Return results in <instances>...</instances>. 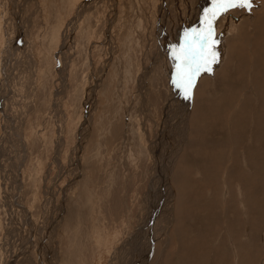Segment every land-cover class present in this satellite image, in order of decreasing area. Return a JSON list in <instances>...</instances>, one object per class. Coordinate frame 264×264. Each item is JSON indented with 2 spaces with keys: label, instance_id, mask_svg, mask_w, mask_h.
Listing matches in <instances>:
<instances>
[{
  "label": "rangeland",
  "instance_id": "1",
  "mask_svg": "<svg viewBox=\"0 0 264 264\" xmlns=\"http://www.w3.org/2000/svg\"><path fill=\"white\" fill-rule=\"evenodd\" d=\"M85 1L35 0L36 4L29 2L24 7L13 1L14 7L9 0L8 9L0 7L1 88L4 79L1 57L8 51L7 38H17L12 42L17 54L24 39L22 35L29 36L27 54L33 58L31 77L34 78L29 87L38 89L39 95L42 90H50L47 87L51 85L54 70L61 69L64 63L67 66V93L58 96L66 116L64 128H60L64 147L58 155L59 168L53 165L56 119L46 118L44 108L42 111L37 103L35 110L40 113L34 110L37 115L32 118L33 112H25L24 128H19L26 144V155L19 166L24 187L21 200L32 213V222L37 221V225L41 222L39 190H52L57 208L60 200L67 201L61 206L60 222L54 220L58 226L55 224L50 229L54 233L49 243L60 258L55 264H110L114 256L116 260L121 257L122 264L137 261L140 264H263L264 22L248 18L241 9L230 10L217 19V62L211 72H203L196 78L189 99V121L186 118L184 125L177 124L182 111L177 98L174 99L179 98L176 92L171 105L175 112L168 117L166 123L170 128H166L161 109L170 100L173 72L168 48L171 49V42L179 44L184 29L199 26L209 0H203L202 4L200 0L191 3L187 0L182 4L180 11L185 16L182 14L179 19V33L172 23L177 19L173 15L178 9L169 14V26L160 27L156 22L157 15L164 19L159 12V0H117L119 14L114 19L111 10L103 6L104 2L99 4V0L89 16L81 18L79 6ZM165 3L171 4L167 0ZM259 5L261 9L252 18L264 13V0ZM231 16L237 20L230 19ZM150 28H156V37L164 34L167 48L163 56L159 54L161 58L156 65L148 62L151 84L141 94L136 80L139 65L144 67L143 54ZM105 33L114 37L113 52L104 40ZM63 35H68L64 41ZM58 45L62 54L59 62L51 56ZM63 58L66 60L62 61ZM90 67L101 76L94 92L93 109L89 92L94 84L87 77L91 75ZM9 83L4 91L7 97L23 91V97L30 96L29 87L19 88L20 83ZM56 88L55 85L53 92ZM42 118L46 119L44 125L39 124ZM87 121L88 128L83 130ZM163 128L167 129L164 135ZM82 131L87 132L83 141L78 136ZM6 133L0 116V142ZM12 135L9 129L4 140ZM154 139L158 144L163 142V147L157 144L159 150ZM180 144V158L176 155L173 161L170 159V187L159 177L160 169L154 158L156 152L162 153L167 147L175 149ZM4 187L0 181V264L6 261L1 245L10 225L2 198L8 186ZM50 215L55 217L52 212ZM14 227L15 231H10L16 236L18 225ZM163 229L162 235L154 237L155 231ZM147 235H151L150 241ZM20 238L17 235L16 240L19 242ZM132 240L136 244L130 250L127 241ZM33 241L26 248L27 256L39 262L34 254L42 249V244ZM25 247V243L19 244L20 250Z\"/></svg>",
  "mask_w": 264,
  "mask_h": 264
},
{
  "label": "bare ground",
  "instance_id": "2",
  "mask_svg": "<svg viewBox=\"0 0 264 264\" xmlns=\"http://www.w3.org/2000/svg\"><path fill=\"white\" fill-rule=\"evenodd\" d=\"M13 1H15L16 3H19V4L21 3L20 5H22L23 7L26 4H28L29 2L30 3H33V2L35 3V0H10L11 5L12 6L14 5V7H15V2H13ZM90 1L91 0H87V2L85 1V3H81V5L79 6V9L81 10L80 11L81 12L80 13L81 18L84 17V16H87V15L89 16L90 12L95 9L96 4H98V3L99 4L100 3L102 4L103 2H104L103 3V6L104 7H108V9L111 10L110 11V14L113 16V19L115 17H118V14L119 13L117 12V8H116L117 5H118L117 4V0H102V1L99 0L98 3H97V0H92L91 3H90V5L86 8L87 4ZM159 1H160V10H161L159 12H162L160 14H161V16L164 17V19L160 18L157 15L156 22H159L160 27L169 26L170 22L167 20L169 14L172 13V11L174 9H178L177 10V13L175 15H173V17H177V19L174 22H172V23L174 25V27H173L174 30L175 31H178V33H179V21L181 20V18H182L181 15L183 14V11H180V9L182 8L183 5H185L187 3V0H167L168 1V4H169V2H171V4H169L168 6H166L167 5L165 3L166 0H159ZM191 1L192 0H190V3H191ZM259 1L260 0L254 1L255 7L252 8L249 13L243 12L242 14L245 15V16H247L250 19H254L255 21L258 20V22H260V21L264 22V13L261 14V17H260V15L258 13L257 14V17L252 18L253 13H255L260 8L259 7L260 6L259 5ZM200 2L202 4L203 3V0H200ZM8 4H9V0H7L6 3H5V0H3L1 2L2 10H3V6H5V8L8 9ZM73 4H74V2H73ZM30 5H32V4H30ZM30 8H31V6H30ZM70 9H71V7H70ZM169 9H172V10H170V12L168 13V10ZM12 10H14V12H15V9L12 8ZM16 10H17V8H16ZM19 10H20V8H19ZM9 12H12V11L10 10ZM14 12L12 14H14ZM25 12H27V11H25ZM7 15H8V13L6 14V18H4L6 20V22H4V23H6V24H7V20H8ZM15 15H16V13H15ZM21 15H22V13H21ZM254 15H256V14H254ZM28 16L30 17V15H28ZM24 17H25V15H24ZM229 17H230V15H229ZM185 19H187V18L185 17ZM230 19H232L234 21L237 20V18L235 19L234 16H231ZM103 20H105V19H103ZM103 20H101V21H103ZM19 22L20 21H18V24H19ZM8 23H10V22L8 21ZM13 23L15 24V22H13ZM13 23H11V24L13 25ZM21 23L22 24L24 23L23 17L21 18ZM75 23H76V20H75ZM6 24H4V28H6ZM31 24L32 23L29 24V27L31 26ZM15 26L16 25H14V27ZM25 27H27V26L25 25ZM189 27H191V24L187 28H189ZM254 27L255 26H253V28ZM18 28L19 27H17V29ZM66 28H67V26H66ZM256 28L258 29V26ZM23 30L25 31V29H23ZM156 31H157L156 28H150V31H149V34H148V37H147V48L145 50V53L143 54V56H144V58H143V66L144 67L141 68L140 65H139L140 74L137 76V80H136V83L137 84L136 85H137V87L139 89L138 92L141 93V94H144L145 91H147V89L149 88V85L151 84L152 73L150 71L148 62L151 63L152 65H156L157 62L159 61V59L161 58V56H163L165 54V51H166V48H167V43L163 40L164 34L162 35V37H159V35H157V37H156ZM184 31H185V29H184ZM261 31H262V29L260 28V32H259L260 35H261ZM7 32H8V30L6 31V34H7ZM255 33H256V30H255ZM182 34H183V31H182ZM14 35H16V34H13L12 36H14ZM20 35H21V32H20ZM66 36H68V35H63V41L65 40ZM9 37H10V35H9ZM22 37L24 39H22L20 37L22 39V44L21 45L19 44L20 50H19V52L17 54H15L14 51H13V49H12V47H15V46L12 45V42H14V40L17 39V38H14V39L7 38L8 44L6 45V48L8 49V51L7 52H4V55L1 57L2 58V65H1L2 66V69L1 70H2V73L4 75L3 76L4 79H3V86H2V88H1V84H0V90L2 89V91L0 93V95H1L0 96V98H1L0 99V114H1L0 116H1V123L3 124V130H4V128H6V130H7V133L5 134L4 139H5L6 135L8 134V130L9 129H11L12 132H13L12 137H10V138H8L6 140L2 139L1 142H0V181H1L2 186H3L4 189H5L4 186H6V188L8 186V191L5 192V193H3V196L4 197L2 196V198H3L4 206L6 207L7 212H8V215H9L8 217H9L10 225L8 226V232L7 233H8V235L9 234L11 235V236L8 237V235L6 233L7 238L5 236L4 243L1 245V247H3L4 256L6 258V261H5L4 264H50V263H48L50 261L55 264L56 262H59L60 261L59 260L60 258L59 257L57 258L55 256V252L53 250V248H55V247H53L49 243L50 240H53V235L52 234L54 233V232H51L50 229L52 228V226H54L55 224H57L58 222H60V218H61V215H62L61 214V212H62L61 206L65 203L66 199H65V201L60 200V207L57 208L54 205L55 204V194H54V192L52 190H48L47 188H44L42 191L39 190L38 191V195H39L38 201L39 200L40 201H39V205L38 206H40L39 207L40 208V213H39V210H38V213L41 216V218H39V220H41V222L38 221V222H40V223H38L39 225H37L35 223L37 221H34V223L32 222L33 221L32 220V213L30 212V210L25 209L26 207L23 205L22 200H21L22 193H23L22 192V189L24 187H23V184L21 182L22 179H21L20 173H19V166H20V164H22V161L24 160L25 155H26V144H25V141L23 139V136L21 138V136L19 135V128H24V122L26 121L25 118H27V115L25 114V112H28L29 114H30V112H33L37 108V103H38L39 107L42 109V111H43V108H44V110H45L44 112H46V116H47V117L45 116L46 118H50L51 121H53V119H56V125L55 126L57 127V142H56V146L53 148V156H54L53 165L55 164L59 168V164H58V157L59 156L58 155H59V153L61 152V150L64 147V142L61 140V134H63V132H62V130L60 128H64L63 126H64V123H65V120H66V116L62 112L61 105L59 104L60 103V98H58V96H62V94L65 93L67 91V88H68L67 85H66L67 84L66 83V80L67 79H65V74H66L65 73V67H67V66H66V63H64V66L61 69H56V70L53 69L54 70V77H53V80L50 82L51 85L49 87H47L50 90H47V89L46 90H42L41 95H39L40 93L37 91L38 89L35 91L34 90L35 89L34 86L32 87V89H30V87H29L30 84L33 83L32 81H34V78L31 77L32 76L31 74H33V73H31V68H33L32 67L33 58L30 55L27 54V52H28L27 51V46L29 47V44H30L29 36L27 37L26 35H22ZM54 39L55 38H53V41H54ZM104 40H105V42H108L107 43V46L110 47L111 50H112V52H113L115 50L113 48L114 46L112 45L113 44L114 37H112L111 35L105 33ZM15 41H17V40H15ZM172 43L173 42H171L170 45H173ZM64 46L66 47L65 42H64ZM57 47H58V49L55 50V51H53L54 54H51V56L53 55L52 57H57L58 59L56 61L59 62V60H60L59 58H60V56H62V54H60V52H59L60 45H58ZM168 50L171 51V49H169V48H168ZM13 54L16 55V56H13ZM29 57H30V59H29ZM65 60H64V58L62 59V61H65ZM263 65H264V62H263ZM89 72H90L91 75H88L87 76L88 77V80L90 81L91 84H92V82L94 84L93 87H92V89H91V91L89 92V97H90V101H91L92 109H93V106H94V103H95V99H96L94 92H96V90H97L96 84L98 82L100 83L101 76L99 75V71L96 72L94 70V68L93 69L91 68V70H89ZM37 75H38V73H37ZM47 75H49V74H47ZM50 76H52V75H50ZM7 82H10V83L11 82L12 83H14V82L15 83H20V84H18L19 88L29 87V90H31L32 92H31L30 96H28V97H23L22 96V93H24L23 90H22L23 91L22 93L21 92H17V94H15V96L11 94L10 97H7L8 95L4 92V91L7 90V87H6L7 86ZM55 85L58 86V88H56V91L54 89V92H53V87ZM195 89H197V85H195ZM176 92H177V94L179 93L178 90H176L173 87L172 83H171V85H170V100H169V102H167L166 104H164V106L161 109L162 114L165 116L164 117L165 119H164V123H163L164 126L163 127L168 126V128H170L169 124H167L166 122H167L168 117H172L171 114L173 113L174 110H173V107L171 105H173L172 104V99H173V96L176 94ZM12 97H13V99H12ZM176 98H177L178 105L181 106V111H182V114L179 113L180 114V117L182 116L181 117L182 118L181 124L179 123V121H180L181 118L178 119L179 121L177 122V124L184 125L186 123V118L188 120V117H189V114H190V110H189V106H190L189 99H185L180 93H179V98L178 97H175L174 99H176ZM28 99L31 100V101L28 102ZM37 99H38V101H36ZM180 99H181V103L182 104L180 103ZM85 106H86V104H85ZM35 111H37V110H35ZM37 112H39V111H37ZM35 113L36 112L31 113L30 116L32 115V118H34L33 116L36 117L37 114L34 115ZM174 116H173V118H174ZM45 120H46L45 118H42L41 121L39 119V122H40L39 124L44 125L45 124ZM171 120L173 121V119H171ZM168 122H170V121H168ZM37 125H38V123H37ZM83 128H84L83 130H86V128H88V121L87 122H84ZM166 128H163L164 131H163V134L162 135H164L167 132V129ZM84 132L82 131L78 135V136L81 135V137H80V140L81 141H83L85 139V135H86L87 132L86 133H84ZM34 135H36V134H34ZM34 140H37L38 141L39 139L36 138ZM155 140L156 139H154V142H155ZM157 141L158 140H156L155 146H156V149L159 150L157 148V146L159 144H161V147H163V144H162L163 142L158 144ZM166 143H170V142H166ZM39 144H40V142H38V148H40V145ZM182 144L175 146V149H173L174 147H172V148L171 147H167V148L164 149V151L162 153L160 151H158V152H156V155H155L156 157L154 158V161L156 162V164H158L159 169H160V171L158 172L159 177L162 179L163 182L167 181L168 182L167 184L170 187H172L170 185V181L168 179L169 176L172 174L171 173L172 162L170 161V159H172V161H173V159L175 158L176 155H177V158L178 157L180 158V153H179L180 150H179V148L182 146ZM164 147H165V145H164ZM37 151H38V149H37ZM164 162H166V163H164ZM24 163H26V162H24ZM49 164H51V163H49ZM163 167H164L165 171L162 169ZM168 168H169V170H168L169 172L167 171ZM51 170H53V169H49V171H51ZM161 170H163V171H161ZM180 179L181 178H179V180ZM54 183H55V181L53 182V186H54ZM64 188L60 189V191L62 192V194H64ZM185 189H187V188H185ZM175 190H177V189H175ZM168 193H169V191H168ZM176 193H177V191H176ZM7 204H8V206H7ZM36 205H37V203H36ZM51 212H52V215L55 214V217H52L50 215ZM65 214L66 213H64V215ZM55 218H57L58 222H56L57 220L54 221ZM195 218H196V216H195ZM62 220H63V217H62ZM16 225H18V228H16V229H19V231L16 234V236H14V235H12V232L15 231V230H13L12 227H14ZM57 226H58V224L55 227H57ZM10 229H12L13 231L12 230L10 231ZM138 230H139V228H138ZM45 231L46 232L48 231L49 232V235H46L45 236V233H46ZM161 231H162V233H161ZM163 232H164V229L163 230H157V231H155L156 234H154V237L157 238L158 235L159 234L162 235ZM17 235H19V237L21 236V238H20L21 241H19V242L16 240ZM144 237H146V236H144ZM147 238H148V240L149 239L151 240L152 237H151V235H147ZM33 240L38 241L37 243L41 242L40 244H42V249L39 250V251H37L36 253L34 252L35 253L34 254L35 256L38 255L37 256V260L39 262H37L36 259H34V258L33 259H30V256H27L29 254L28 253L29 251H26V248H28L27 247L28 245L30 246V244H31V242ZM35 241H33V242H35ZM135 241L136 240H132L131 242H128L127 241V243L130 244V246H129L130 250L136 244ZM23 242L25 243V246L26 247L24 249L21 248V250H20L19 249V244L20 245L21 244H24ZM147 243H148V249L152 250V247L151 246L149 247V242H147ZM211 247H213V246H211ZM33 249H35V248H33ZM133 250H134V248H133ZM32 251H34V250H32ZM146 253H148V251ZM34 255H33V257H34ZM121 256H123V255H121ZM112 260L113 261H111L110 264H113L114 260H115V264H122L121 261L123 259L120 257L119 260H116V258L114 256L112 258ZM116 261H119V262L117 263ZM137 263L140 264L139 261H137L135 263H132V264H137ZM141 264H145V263H141Z\"/></svg>",
  "mask_w": 264,
  "mask_h": 264
},
{
  "label": "snow or ice",
  "instance_id": "3",
  "mask_svg": "<svg viewBox=\"0 0 264 264\" xmlns=\"http://www.w3.org/2000/svg\"><path fill=\"white\" fill-rule=\"evenodd\" d=\"M233 9L251 11L252 0H209L203 9L198 27L185 29L178 45H171L173 72L171 83L185 98L190 99L196 78L211 72L217 62L215 23Z\"/></svg>",
  "mask_w": 264,
  "mask_h": 264
},
{
  "label": "water",
  "instance_id": "4",
  "mask_svg": "<svg viewBox=\"0 0 264 264\" xmlns=\"http://www.w3.org/2000/svg\"><path fill=\"white\" fill-rule=\"evenodd\" d=\"M255 7V3H254V0H252V8H254ZM247 13H249L250 11H247V10H245ZM263 264H264V261H263Z\"/></svg>",
  "mask_w": 264,
  "mask_h": 264
}]
</instances>
